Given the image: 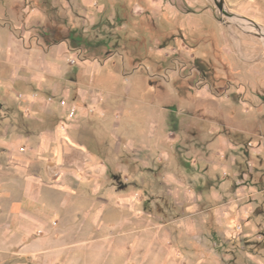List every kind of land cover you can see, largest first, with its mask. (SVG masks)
Listing matches in <instances>:
<instances>
[{
  "label": "rangeland",
  "instance_id": "obj_1",
  "mask_svg": "<svg viewBox=\"0 0 264 264\" xmlns=\"http://www.w3.org/2000/svg\"><path fill=\"white\" fill-rule=\"evenodd\" d=\"M224 4L0 0V27L28 49L74 29L109 41L61 42L98 62L85 73L104 100L71 97L97 118L96 195L30 248L0 239V264H264V0ZM48 96L32 93L28 114L46 118Z\"/></svg>",
  "mask_w": 264,
  "mask_h": 264
},
{
  "label": "crops",
  "instance_id": "obj_2",
  "mask_svg": "<svg viewBox=\"0 0 264 264\" xmlns=\"http://www.w3.org/2000/svg\"><path fill=\"white\" fill-rule=\"evenodd\" d=\"M60 43L28 49L24 38L0 27V66L9 68L0 73V239L29 248L37 231L55 230V217L65 226L69 215L76 221L81 217L78 207L96 195L103 172L99 154L85 136L97 118L84 104L78 113L71 98L90 100L93 107L101 96L104 100L103 94L96 95L102 91L97 79L85 73L98 62L77 60L68 44ZM71 83L80 84L77 93ZM44 89L49 92L48 115L30 116L26 102ZM71 108L77 111L73 119Z\"/></svg>",
  "mask_w": 264,
  "mask_h": 264
},
{
  "label": "trees",
  "instance_id": "obj_3",
  "mask_svg": "<svg viewBox=\"0 0 264 264\" xmlns=\"http://www.w3.org/2000/svg\"><path fill=\"white\" fill-rule=\"evenodd\" d=\"M45 35L46 37L52 36V31L45 33ZM57 36L58 37L56 41L52 43L49 42V44H57L59 42L68 40L70 47L74 49H80L82 46H85L87 48H95L103 45L108 46L109 44V41L106 40L99 41L98 43L95 44L92 41H89L87 38H85L83 34L77 29L72 30L67 37L63 36V34L61 33H58Z\"/></svg>",
  "mask_w": 264,
  "mask_h": 264
},
{
  "label": "water",
  "instance_id": "obj_4",
  "mask_svg": "<svg viewBox=\"0 0 264 264\" xmlns=\"http://www.w3.org/2000/svg\"><path fill=\"white\" fill-rule=\"evenodd\" d=\"M215 3L217 7L219 8V10L221 11V13L226 14V15L228 14L227 11L225 10L224 0H215Z\"/></svg>",
  "mask_w": 264,
  "mask_h": 264
},
{
  "label": "built area",
  "instance_id": "obj_5",
  "mask_svg": "<svg viewBox=\"0 0 264 264\" xmlns=\"http://www.w3.org/2000/svg\"><path fill=\"white\" fill-rule=\"evenodd\" d=\"M63 105L65 106V104L63 103ZM76 109H74V108H71V110H70V118H74L75 116H76Z\"/></svg>",
  "mask_w": 264,
  "mask_h": 264
}]
</instances>
